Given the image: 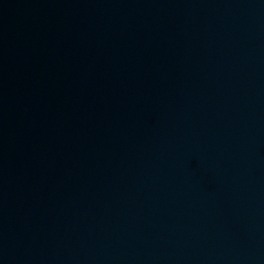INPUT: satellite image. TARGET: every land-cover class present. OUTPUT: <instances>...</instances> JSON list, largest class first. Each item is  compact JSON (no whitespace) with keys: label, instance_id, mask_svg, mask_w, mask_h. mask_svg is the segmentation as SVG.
<instances>
[{"label":"water","instance_id":"95a60500","mask_svg":"<svg viewBox=\"0 0 264 264\" xmlns=\"http://www.w3.org/2000/svg\"><path fill=\"white\" fill-rule=\"evenodd\" d=\"M0 264H264V0H0Z\"/></svg>","mask_w":264,"mask_h":264}]
</instances>
